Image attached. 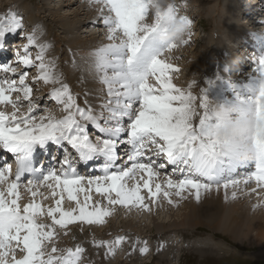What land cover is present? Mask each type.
Segmentation results:
<instances>
[{"label": "snow or ice", "instance_id": "snow-or-ice-1", "mask_svg": "<svg viewBox=\"0 0 264 264\" xmlns=\"http://www.w3.org/2000/svg\"><path fill=\"white\" fill-rule=\"evenodd\" d=\"M93 2L107 28L109 41L94 49L84 61L106 86V98L99 111L77 103L69 85L55 71V63L46 59L47 45L37 42L35 30L26 34L27 43L14 53V61L0 64V73L4 74L0 76V105H10L12 109L0 110V149L11 153L16 163L14 173L11 163L0 166V264H80L85 249L79 245L74 249H58L56 227L66 228L75 222L104 224L113 209L90 204L93 190L102 194L108 205L150 211L143 190H147L153 203L162 194L170 204H178L179 200H172L173 195L183 199L185 192L199 201L206 193L223 190L227 200L228 190L232 189L230 196L235 199L241 184L254 181L255 188L247 194L255 193L258 197L254 208L264 205V195L258 191L264 189V54L251 57L259 66L261 77L256 95L247 101L251 108L236 104L242 115L250 114L255 122L249 137L255 150L254 171L218 181V161L234 157L226 148L228 142L214 134L222 117L208 112V98L203 91L197 104L192 84L187 89L178 87L171 75L179 71L178 67L162 58L177 47L173 41L162 42L159 35L165 31L166 18L178 16V6L169 5L162 14L152 11V0H90ZM178 18L189 29L188 38L180 42L187 44L192 20L186 15ZM23 27L18 14L0 16V38ZM30 46L39 49L35 57ZM21 65L24 69L36 68L35 82L58 85L52 88L51 98L63 105L65 115L58 118L50 111L33 115L38 104L33 99L29 73L21 70ZM153 80L154 83L150 82ZM24 102L26 107L22 108ZM89 124L103 135L95 140L90 138ZM47 141L70 145L76 158L65 149L59 169L48 171L40 180L28 179L22 185L33 146ZM122 145L127 146L126 159L117 163L121 159L117 150ZM152 155L162 157L164 162L157 164ZM98 159H102V175L85 177L77 171V162L87 164ZM167 166H172V173L182 174L181 178L174 179L169 174L163 183L159 182L160 169ZM21 186L33 197L23 207L19 203ZM41 186L50 189L52 197H59L54 207L45 209L36 201L37 195L43 196ZM65 194L69 201L75 202V207L67 210L62 207ZM45 215L51 218V223L40 221ZM124 239L118 236L112 241L94 240V244L112 254ZM48 244L51 249L45 251ZM139 251L148 252L146 243Z\"/></svg>", "mask_w": 264, "mask_h": 264}, {"label": "rangeland", "instance_id": "rangeland-1", "mask_svg": "<svg viewBox=\"0 0 264 264\" xmlns=\"http://www.w3.org/2000/svg\"><path fill=\"white\" fill-rule=\"evenodd\" d=\"M46 1L47 0H0V9H1L0 10V16H5L8 13H10L12 10H17L18 13H15V14H18L20 17L22 16V13H24L31 20H34L36 17L35 18L31 17L32 12L38 14L41 9L42 10L45 9L43 7L46 5ZM221 1L222 0H175V4L178 6L179 13L188 16L192 20L191 37H190L189 42L187 44L177 43L176 48L172 49L170 52H166L164 57H162V58H165L168 62H171L174 65L176 64V66L178 67L179 71L173 72L171 74L172 77H174L173 80H174V83L176 85H178V86L182 85L184 78L187 76L191 80V75H192V80L195 79L193 81L195 83L197 82L199 84V91L201 90L200 94H202V91H203V93L205 92L207 87L212 82L210 80H212V79L214 80L215 75H216V77H218L217 72L228 61V55H226L225 51L222 50L223 46H225V48L228 49V47L233 44L232 43L233 39L238 38L239 34H244L243 28L241 27V25H238L237 22L233 23L231 28H229L228 33H226L227 32V30H226V32H225L226 34L224 33L225 35L224 34L220 35L217 33L218 31L223 32L224 28H225V26H223L222 28L220 27L221 25H223V22H224V14L220 8ZM240 1H241V3L247 4L251 0H240ZM254 1L252 0V4H250V5L254 6L253 8H251V11H250V12H252V14H249V16L245 17V19H244V20H247V22L251 21L252 17H254V20H255L256 17L258 16L257 13L259 14V19L263 18V16H261V14L263 13L264 9L260 10L261 7L259 5L262 4L264 2V0H259L261 2L258 4L257 3L254 4ZM50 2L52 3V0H50ZM78 2L79 3H76V4L74 3L72 6H70L68 8H65V9L63 8L61 10V13H69V12L72 13L73 11H78L79 7L83 5V4H81L80 0ZM87 2L88 3H86L85 6L83 5V11L85 12L86 16L84 15V16H80V17L81 18L86 17L87 20H94L93 18L95 17V15H97L96 10H95V7H97V6L95 5L94 2L93 3H90V1H87ZM193 3H194V5H193L194 9H196L195 11L201 12V14L198 13L200 17H195L193 14L186 13L185 11L181 10V8H185V7L189 6L188 4H193ZM226 3H227V1L225 2V4ZM208 8L210 10H206ZM237 8H238L237 12H239V10L242 8V5L240 4V6H238ZM257 8H259V10H257ZM253 9H255V10H253ZM253 11H255L256 13L255 12L253 13ZM2 12H3V14L1 15ZM106 12H107V10H106ZM41 13H43V12H41ZM24 14H23V17H25ZM99 16H100V14H99ZM43 17L48 23H54V22H52V19H51L52 16H50V18H49L46 16V13H43ZM94 24L95 23H92V25H94ZM217 24H218V26H217ZM92 25L88 27L89 28L88 31L93 29V32L94 31L96 32L98 29L95 30L94 28H92ZM99 27H101L100 31L103 30V32H104L105 44L109 43V41L107 40V28H106V26L103 25V27H102L100 24L95 26V28H99ZM260 27H261V24H260V26L257 25L256 28L251 27L250 29L253 30V29L260 28ZM232 29H233L234 33H232ZM58 31H59V32H57L58 35H62V36L64 35V33L61 30L58 29ZM83 31H84V34H82V37L88 38V32L85 33V31H87V27H85L83 29ZM250 32H248V34ZM21 34L22 33H20V35H19L20 41H18L19 39H17V41L15 42L12 40H16V38L11 39V41H12L11 43H14V44H13V46L8 45L9 50H8V53H6V54H7V56H10V61L15 59L14 53L17 51V48L15 49V47H16L15 43H17V42L21 43V40H22ZM253 34H255V32H253ZM246 36H245V38H246ZM254 36L256 38V34ZM222 37L224 40H221ZM51 38H53V37H51ZM185 38L186 39L188 38L187 35L185 36ZM251 38H253V37H251ZM249 40L247 39V41H249ZM24 41L25 42L27 41L25 37H24ZM52 42H53V46L56 48L57 44L54 41H52ZM249 42L252 45H254V47L256 48L255 50L258 52L256 55L264 54V52H262V51H264V44H263L264 41H261L259 39H257V41H255V40L253 41V39H251ZM219 44H221L222 46L220 45L221 46L220 47ZM159 46L163 47L164 45L160 44ZM21 48H23V44H22ZM33 53L35 56L37 54V51H34ZM196 57L205 61L206 68H204L202 71L194 70L188 66L189 61L192 58H196ZM248 58H251V55ZM248 58H247V61H252L251 59L248 60ZM252 64L257 65L256 63H253V62H252ZM238 67H236L232 70L233 71L232 76L235 75L238 77V76H240L239 75L240 73H243V70L240 69V67H242V65H239ZM243 67L245 69V74L252 73L254 71V67L249 68V66L247 64H245V62H244ZM21 69H24V67H22ZM27 71H28V73L32 72L30 70H27ZM219 75H220V71H219ZM258 77H259V72L257 73V78ZM12 78L18 79V76H13ZM92 78L94 79V76ZM205 78H207V79L205 80ZM239 78L242 79V76H240ZM251 78L252 77H250L249 79H251ZM201 79H203V80H201ZM28 80L30 81L31 79H28ZM98 80H99V78H98ZM212 83H214V82H212ZM243 84H245V83H243ZM33 85H35V84H33ZM93 85H94V83H93ZM98 85L102 87L101 89L106 90V86L103 85L100 81L98 82ZM46 87H47V85H46ZM240 87H244V86L242 85ZM248 87L250 88L251 86L249 85ZM35 88H36V90L34 91V95H36V97L41 92L43 93V95L41 96L40 99H38L39 101L36 102L38 104V108L33 113V115L39 116V115L44 114L45 111H50L56 115H59L61 113V111L58 110V108L61 106V104H59L56 101H53L55 103V105L57 106L56 108H53V102L51 103L50 98H49V97H51V92H50L51 89L47 92V94H45L46 92L45 93L43 92L44 91L42 89L43 87L39 88V87H37V85H35ZM100 94H101L100 96H102V99L101 98L99 99V106L103 102V100L106 98V93L100 92ZM243 94H247V92L242 93L238 97H240V99L245 102L246 100L243 98ZM199 95L198 96L196 95V96L199 98ZM230 95H236V94H230ZM235 97H237V96H235ZM244 97H247V96H244ZM229 98L230 97H228V98L225 97V99H227V100ZM221 99L225 100L224 97H221ZM198 102H197V104H198ZM99 106H98V108H99ZM23 107H26V103L23 104L22 108ZM0 110H5L8 112L12 111L11 106H4V105H0ZM99 110H100V108H99ZM102 123H103V121H102ZM91 130H93V132L95 131L97 133V130H94V129H91ZM91 130H89V132H91ZM65 147H66V145H65ZM73 153H76L75 150H73L72 154ZM74 155H76V154H74ZM155 157H153L151 159L157 161V159ZM57 160L58 159H56V161ZM162 161H164V160L161 157L160 161H158V162L160 163ZM10 163L12 164V162H10ZM227 169H228V166L226 164V170ZM169 170H171V171H169ZM226 170L224 171V174H225ZM95 172L100 173L101 171H98V169H96L92 175L96 174ZM169 174L173 175L172 167H168L166 170H163V171L160 170V175H163L164 177H161L159 182L163 183V181L166 179L167 175H169ZM92 175H89V176L84 175V176L85 177H91ZM173 178L179 179V178H181V176H176ZM224 179H228V177L223 178L222 180H224ZM132 184H133V181L130 180L129 185L131 186ZM248 184L245 186V189L242 188L238 192V195H237L238 201L236 200L237 203L245 204L248 201H250L249 199H251L252 197L254 199H252L251 202L252 203L257 202L256 201L257 196L255 193H252L254 195L252 197H249V198H248L249 195L248 196L244 195L245 192H248L250 190L249 189L250 186ZM86 187H87V185H86ZM22 188H20V193H21L22 198L19 201L21 207H23L24 204L28 203V201H30V198H32L29 195L30 192L26 191L24 189V187H22ZM41 188H42V186H41ZM42 191H45V190H41L40 192L42 193ZM46 191H47V193H44L43 195L45 197H47V202L52 201V204H51V202L49 204L51 206H55V200L58 199L59 197L58 196L52 197L51 193H49L48 190H46ZM142 195H144V197H145V203L149 204L150 209H151L150 211L144 210L141 208H136V207L135 208H133V207L128 208V207L121 206V205H108L107 200L105 199V197L102 194L96 193L94 190L91 192L92 199L96 198V199H98V201H100L102 206L110 207L113 209L112 216L115 219L114 225L115 224L116 225L114 227H113V225L109 227V225H111L110 218L109 217L105 218L106 219V222H105L106 226L105 227H107L110 230V233H113V232L116 233L117 230L121 231L122 229L126 230L127 228H125L123 226L124 223H122L124 217H126L127 220L133 218L134 222L135 223L138 222L137 224L140 225L138 227V233L135 235V237L141 243L142 242L146 243V245L149 244L148 245V252L147 253H141L139 251V249H136V248L135 249H126V247L129 246V244H127V242L130 243V241L125 240L127 238V237H125L124 242L122 243V247L120 244V248L117 251L116 256L112 255L114 253H112V254L106 253L107 256L105 258L101 256L102 257L101 258L99 255H102L104 252L101 254H100V252H98V253L93 254L92 257H87L88 253L86 254V252L84 251L85 253H83L82 259L85 262L84 261L80 262L81 264H89V263L90 264H94V263L96 264V262L99 259H101V260H99L97 264H109V263L110 264H264V243H263V245H261L258 242L257 233L254 229H252V230L248 229L247 226H248L249 222L246 219L243 220L245 223L244 222H238V224L240 223L242 228L240 230L238 229V231H237L235 228V226L237 225V222H236V224H234V226H231L233 224L232 221H230L226 215L225 219L227 218L228 223H230L231 225L228 224L227 222H225L224 221L225 220L224 214L222 212L221 215L217 218H204L203 219L204 225H198L195 227L194 226L193 227H190V226L183 227L181 231H177V235H175V232L173 230L168 231L167 235H160V234L158 235L157 229L155 228V224L152 220V219H154L153 217L161 218L159 220L157 219L158 221H165V220L168 221V219H170L169 215L172 214L171 215L172 220H180L181 217L179 218L178 215H181V214L186 212V209H188V208H185V205H186V203H188V204L192 203V201H191L192 199H190V196L185 197L183 200L180 201L178 206H173L163 197L162 194L157 198V201L155 203H153V202L150 203V201H152V200L149 197L147 190H143ZM35 199L37 202L41 203L45 209L48 208L46 205L43 204V203H46L45 201L40 200L38 198H35ZM174 199H175V197L173 195L172 200H174ZM81 200H83V194L81 195ZM31 201H32V199H31ZM194 203H196V202H194ZM75 206H76L75 202L69 201L67 199V197L65 196V199L62 202V207H64L65 209H70V208H73ZM261 206H264V205H261ZM157 208H160V210H157ZM127 209L128 210L131 209L130 212L126 211ZM136 212H138V213H136ZM151 212H154L155 215L153 216L151 214ZM49 218L50 217H47L45 215L44 217H40L39 219L41 222L46 223L47 220H50ZM49 222H51V220L48 221V223ZM263 224H264V222H263ZM96 225L97 224L87 226L86 223L75 222L73 224L68 225L66 228H61L59 226L56 227V232L59 235H63V234L66 235L63 237L66 238L67 244L61 250L70 248V246H71V248L73 247V249H74L77 245L80 246V242L87 239L85 237L83 238V235H87V234L91 233V231L88 230V233L81 234L79 231V226L92 228V227H96ZM99 225L100 224H98V226ZM211 226H215L216 229L212 228ZM222 226H225L226 228H229L228 226H230V228H229L230 232H229V230L227 232L224 231L222 229ZM100 227H98V228H100ZM231 227H232V232H231ZM102 228H104V227H102ZM140 229L143 232L139 231ZM86 230H87V228H86ZM133 230H136V228ZM234 230H236V231H234ZM104 233H107V232L104 231ZM163 233H164V231H163ZM140 234H141V236H140ZM73 236H74V238H72ZM56 237L58 238V236H56ZM110 237L115 239L117 236L111 235ZM57 238H55V244L59 240V238L58 239ZM127 239L129 240V238H127ZM214 239L215 240L220 239L221 241H223L225 243L223 249H221L220 247L218 248L217 246L214 247L212 245L214 243ZM57 244H58L57 247L59 249L60 244L59 243H57ZM226 244H228L233 250H230ZM48 246L51 249L52 245L48 244L45 250L50 251L48 249L49 248ZM165 249H168V251ZM97 254L99 256L98 258H96ZM17 255L19 257L20 253L18 252ZM82 259H81V261H82ZM89 259L90 260L94 259L95 262H94V260L90 261Z\"/></svg>", "mask_w": 264, "mask_h": 264}, {"label": "bare ground", "instance_id": "bare-ground-1", "mask_svg": "<svg viewBox=\"0 0 264 264\" xmlns=\"http://www.w3.org/2000/svg\"><path fill=\"white\" fill-rule=\"evenodd\" d=\"M78 1L79 0H57V1L56 0H52V3H51L50 0L49 1L47 0L46 1V5L43 7L45 9H43V10L41 9L40 11L43 12V13H46V16L49 17V18H50V16H52L51 19H52V22H54V23H48L44 19L43 13H41L40 11H39L38 14L32 12L31 17H33V18L36 17L34 20H31L28 16H26V14L22 13L21 18L23 20L24 27L21 30H18L17 32H15V33H13V32L6 33L3 38H0V48H2L1 52H3L2 56L0 57V64H4V63L9 62L10 56H7L6 53H8L9 46H13L14 43H11L12 41L16 42L17 39H19L18 41H20V37H19L20 33H22L21 34V37H22L21 38L22 39L21 43L17 42V43H15L16 47L14 46L15 49L17 48V50L18 49L22 50V48H21L22 44L24 46L27 43V41L26 42L24 41V37L26 38V34L27 33H31V32H33L35 30V34H36V37H37V42L40 43V44L47 45V49H46V53H45L46 59L47 60H51V61H53L55 63V71L57 73L61 74L62 82L63 83H67L69 85L70 90L76 96L77 103L81 107H87V106L90 105L91 107H93L94 110L99 111V108H100L99 99L100 98L102 99V96H100L101 95L100 92L106 93V90L101 89L102 87L98 85L99 80H98L97 74L93 70H91L90 66L88 64H85L84 61L90 57V55H91V53H92V51L94 49H96L97 47L105 44V42H104L105 35H104L103 30L100 31L101 27L95 28V26H97L98 24H100L103 27V23H102V19L99 16V12L97 10V7H95L97 15H95V17L93 18L94 20H87L86 17H82V18L80 17V16H84L85 15V12L83 11V5L85 6V4L88 3L87 1H90V0H80L81 4H83V5L79 7L78 11H73L72 13L71 12H69V13H61V10L63 8L65 9V8H68V7L72 6L74 3L75 4L79 3ZM226 1H227V3L225 4ZM260 2L261 1H259V0H255L254 4L255 3L258 4ZM240 4L242 5V8L239 10V12H237V9H238L237 7L240 6ZM250 4H252V0L249 1V3H247V4L246 3H241L240 0H222L220 8H221V10H222V12L224 14V22H223V25H221L220 27L222 28L223 26H225V28H224L223 32L218 31L217 33L220 34V35H223L226 32V30H227L226 33H228L229 28H231L233 23L237 22L238 25H241V27L243 28V32H244V34H239L238 36H243V38H245V36L248 34V32H250L252 30V29H250L251 27H255L256 28L257 25L260 26V24H261V26H264V23H260V21H264V11L261 14V16H263L262 19H259V14L257 13L258 16L257 15H256L257 17L255 16L256 17L255 20H254V17H252L251 18L252 20L248 21V22H247V20H244L245 17L249 16V14H252V12H250V11H251V8H253L254 6H252ZM262 4L264 5V3H262ZM188 5L189 6H187L185 8H181V10H183V11L185 10L186 13L187 12H191L194 16H196L195 15L196 14V11H195L196 9H194V7H193L194 3L193 4H188ZM259 6L261 7V4ZM206 10H210V9L208 8ZM253 10H255V9H253ZM254 12L255 11H253V13ZM10 13H18V11L17 10H12ZM105 13H106V10H105ZM199 13L201 14V12H199ZM2 14H3V12L1 13V15ZM23 14H24L25 17H23ZM92 23H95V24L92 25ZM91 25H92V28H94L95 30H97V29L98 30L96 32L95 31L93 32V29L88 31V29H89L88 27L91 26ZM217 26H218V24H217ZM85 27H87V31H85V33L88 32V38L87 37H82V34H84L83 29ZM57 28L64 33L63 36L57 34V32H59ZM232 33H234L233 29H232ZM254 35L255 34H253V31H251L246 36V38L248 40L249 39L250 40L251 39L254 40L255 39ZM51 37H53V38H51ZM251 37H253V38H251ZM15 38H16V40H12L11 41V39H15ZM236 39H233L232 43ZM238 39L240 40V42H239L238 47H237V54H236L237 56L240 55V52H239L240 51V45H242V43H243L241 37H238ZM221 40H224L223 37L221 38ZM52 41H54L57 44L56 48L53 46V42ZM220 45L221 44H219V46ZM233 46L234 45H231V48ZM255 49L256 48L253 47V50H255ZM222 50L225 51L226 55H230V53L228 52L227 48H225V46H223ZM30 51H31L32 56L35 57L33 52L34 51L38 52L39 49L36 46H30ZM250 54H251V57L254 55L253 53H250ZM231 59H232V56H231ZM231 59L229 61H231ZM250 59L251 58H248V60H250ZM14 60L15 59H13L12 61H14ZM239 65H244V61L241 60ZM188 66L190 68L194 69V70H197V71L198 70L202 71L204 68H206L205 61L200 59V58H197V57L196 58H192L189 61ZM234 68H236V67L232 66V68L229 71V74H227V75H224L222 73L223 71L220 69L219 70L220 71V75L218 74V77H216V75H215L214 76V80L213 79L210 80V81H212L214 83H212V82H211L212 84L210 83V85L207 87V89L203 93L204 96H206L209 100H212V101H214L216 103L231 104V101L229 100L230 98L227 100V99H225V97H227V98L230 97L231 93L237 92V90H239L241 88L240 86L243 85L241 83L242 81L239 80L238 77H236L235 75L232 76V73H233L232 70ZM21 70H30V71H32L31 73L29 72L28 79H31L29 82L31 83V86L33 88V99L36 102L39 101L38 99L41 98L43 93L41 92L39 94L40 96L38 95L36 97V95H34V91L36 90L35 85H37V87H39V88L43 87L42 89L44 90L43 91L44 93L46 92L45 94H47V92L50 89L52 90L53 87L58 86V85H53V84H45L43 81L35 82L33 80V78L38 75L37 70H36L35 67H30V68L21 69ZM244 73H245V70L242 73V76H244V78H243L244 80H246L247 78L251 77L250 74L245 75ZM3 75H4L3 73H0V76H3ZM239 75H241V73ZM93 76H94V79L92 78ZM173 79H174V77H173ZM206 79L207 78H205V80ZM193 80H195V79H193ZM193 80H192V75H191V80L187 76V77L184 78L183 84L179 85V86L177 85V86L187 89L188 85L190 83V84H192L191 91L193 92V94L194 95H199L201 93L200 92L201 90L199 91V84L197 82L195 83ZM201 80H203V79H201ZM150 82L154 83L155 81L153 80V81H150ZM173 82H174V80H173ZM32 83L35 84V85H33ZM93 83H94V85H93ZM46 85H47L48 88L46 87ZM51 90H50V92H51ZM201 95L202 94H200L199 97ZM221 97H224L225 100H222ZM49 98H50V101L52 103L54 100L51 97H49ZM85 101H87V104H85ZM198 101H199V98L197 99V102ZM24 103H26V102H24ZM198 104H199V102H198ZM98 106H99V108H98ZM56 107L57 106L53 102V108H56ZM244 108L250 109V103H247V105ZM58 110L61 111V113L59 115L55 114L58 118L62 117L63 115H65V113L63 112V105H61L58 108ZM198 111L202 112V109H198ZM195 122H198V119ZM101 123H102V121H101ZM88 127L91 128V129L97 130L91 124H89ZM96 135L98 137V136H102L103 134L99 133L98 130H97ZM52 144H55V146L57 148L56 150H57L58 153L60 152L59 153V155H60L62 153V150H63V149H61V147H60L61 145L60 144H57V143H55L53 141H47L45 143V145L47 147H49V149L52 147ZM38 145H40V144H38ZM65 145L68 146L67 144H65ZM70 152L71 151L69 150V153ZM8 154H11V153H8ZM57 157L58 156L54 157L55 161H56V159H58ZM153 157H155V156L153 155L152 158ZM9 158H13V157L9 156L7 159H9ZM155 158L157 159V164H159L158 161H160L161 157H159V158L155 157ZM125 159H126V157L123 158V161ZM99 162H100V159L88 162V168L83 170L82 174L89 176V175H92L93 172L96 169H98V171H101V169L99 167ZM8 163H10V162L8 161ZM77 163H80V162H77ZM118 163H123V162L118 161ZM168 167H172V166H167V167H165L163 169H160V170L161 171L166 170ZM216 172H217V170H216ZM232 173H234L233 170H231L228 167V169L226 170L225 174L221 175V174L217 173V177L216 178H217V180H222L223 178L230 177V174H232ZM100 174L102 175V171L100 172ZM173 175H174L173 177L182 176V174H180V173H173ZM161 177H164V176L160 175L159 180H160ZM86 185L87 184L85 183V187H86ZM248 185L250 186V184H248ZM245 186L246 185L241 184L240 188L238 189V192L242 188L245 189ZM255 186L256 185H254V187L250 186L249 189L255 188ZM231 190L230 189L228 190L229 191V199H227V200L224 198V191L223 190H221L219 192L212 191L210 193H206V194L203 195L202 199H200L199 201L196 200L193 195H190L188 192H185L184 193V197H189L190 196V199H192L191 200L192 203H189V204L186 203L185 208H188V209H186L185 213H183L181 215H178L179 218L181 217L180 220H172V217H171L172 214L169 215L170 219H168V221L167 220L158 221L161 218L153 217L154 219H152V220H153V222L155 224V228L157 229L158 235L159 234L160 235H167L168 231H170V230H173L175 232V235H177V231H181L183 227H185V226H190V227L194 226L195 227V226H198V225H204V221H203L204 218H217L223 212L224 219H225V217L227 215V218L230 221H232L233 224L231 225L230 223H228V219L227 218L224 220L225 222H227L231 226H234V224H236V222H237V225L235 226L237 231H238V229L240 230L242 228L240 223L238 224V222H244L243 220L246 219L249 222V224L247 226L248 229H250V230L254 229L256 231L257 237H258V242L261 245H263V243H264V224H263V222H264V206H259V207L254 208L253 204H256L258 202V197H256L257 198V200H256L257 202L252 203L251 201H252V199H254L252 196L254 194L249 195V194H247L248 192H245L244 195H247V196L249 195L248 198L252 197L251 199H249L250 201H248L245 204L237 203L236 200L238 201V198L232 199L231 196H230ZM258 191H260L262 195L264 194V189H260ZM42 193L43 194L47 193V191L46 190L42 191ZM29 195L32 197L31 193ZM65 196H66V194H65ZM44 197H45L44 195L43 196L37 195L36 198L45 201L46 203H43V204L46 205L47 207H49V206L50 207H54V206H51L49 204L50 202L52 204V201L47 202V199H45ZM174 197H175V199L173 201L179 200V203H180L181 200L184 199V198L180 199V198H178L176 196H174ZM31 199H33V197L30 198V201H28V203L31 202ZM151 202L152 201H150V203ZM194 202H196V203H194ZM97 203H99L101 205L100 201H98V199H96V198L92 199L90 201V204H97ZM179 203L178 204L173 203L172 205L173 206H178ZM133 208H135V207H133ZM130 210L131 209H129V210L127 209L126 211L130 212ZM157 210H160V208H157ZM136 213H138V212H136ZM151 214L153 216L155 215L154 212H151ZM109 218H110V221H111V225H109V227L112 226V225L114 227L116 225V224L114 225V220H115L114 217L112 215H110ZM49 219L51 220V218H49ZM50 220H47L46 223H48V221H50ZM49 223H51V222H49ZM122 223H124L123 226L125 228H127V229L126 230L122 229L121 231L117 230L116 233L115 232L110 233V230L107 227H105L106 226L105 223L104 224H100L99 226L97 224L96 227H92V228L79 226V231H80L81 234L88 233V230L91 231V233H89L87 235H83V238L85 237L87 239H85L84 241L80 242V246L85 249L86 254L88 253L87 257H92L93 254L98 253V252H100V254L104 252L105 254L103 253L102 255H99V256L100 257L102 256V257L105 258L107 256L106 248L102 247V246L101 247L96 246V244H94V240H104V241L115 240L114 238L110 237L111 235L112 236L115 235L117 237L118 236H123V237L129 238V240L127 238L125 239L127 241H130V243L127 242V244H129V246L126 247V249H135V248L139 249L140 247L145 245V243H143V242L141 243L135 237V235L138 233V227L140 226L139 224H137L138 222L135 223L133 218L127 220L126 217H124ZM87 226H88V224H87ZM98 227H100V228H98ZM102 227H104V228H102ZM211 227L216 229L215 226H211ZM228 227L230 228V226H228ZM86 228H87V230H86ZM135 228H136V230H133ZM229 228H226L225 226H222V229L224 231H226V232L229 230ZM236 230H234V231H236ZM104 231H106L107 233H104ZM139 231L143 232L141 229ZM163 231H164V233H163ZM229 232H230V230H229ZM231 232H232V227H231ZM141 234H140V236H141ZM56 236H58V238H59L57 243L60 244L59 249L61 250L67 244L66 238L63 237V236H66V235L65 234L59 235L57 233ZM55 238H57V237H55ZM72 238H74V236ZM57 243H56V247L58 245ZM224 244L225 243L223 241H221L220 239H218V240L214 239V243L212 245L214 247L217 246L218 248L220 247L221 249H223ZM148 245L149 244H147V247H148ZM226 245L229 247L230 250H233L228 244H226ZM121 247H122V244H121ZM70 248H71V246H70ZM119 248H120V245H118L116 247L114 254H112L113 256L117 255V251L119 250ZM48 249L50 250V247ZM165 250L168 251V249H165ZM45 251H47V250H45ZM99 256L97 254L96 258H98ZM91 260L93 261L94 259H91ZM99 260H101V259H99ZM83 261L84 260L82 259L81 262H83ZM98 261L96 262V264L98 263ZM94 262H95V260H94Z\"/></svg>", "mask_w": 264, "mask_h": 264}, {"label": "clouds", "instance_id": "clouds-1", "mask_svg": "<svg viewBox=\"0 0 264 264\" xmlns=\"http://www.w3.org/2000/svg\"><path fill=\"white\" fill-rule=\"evenodd\" d=\"M175 4V0H152V11L166 13L169 5ZM178 13L174 19L166 18L165 31L159 35L162 42L173 41L180 43L187 35L189 29L183 26L179 20ZM153 16V22H155ZM255 32L256 38L264 41V26L251 30ZM207 110L212 114H219L222 122L214 129V134L222 141H227L226 148L231 150L234 158L241 163H248L254 159V146L249 142V137L254 130V119L250 114L242 115L236 104L216 103L208 99Z\"/></svg>", "mask_w": 264, "mask_h": 264}]
</instances>
